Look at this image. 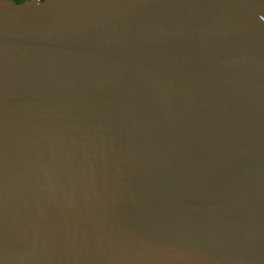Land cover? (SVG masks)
<instances>
[{
    "label": "water",
    "instance_id": "water-1",
    "mask_svg": "<svg viewBox=\"0 0 264 264\" xmlns=\"http://www.w3.org/2000/svg\"><path fill=\"white\" fill-rule=\"evenodd\" d=\"M0 264H264V0H0Z\"/></svg>",
    "mask_w": 264,
    "mask_h": 264
},
{
    "label": "trees",
    "instance_id": "trees-1",
    "mask_svg": "<svg viewBox=\"0 0 264 264\" xmlns=\"http://www.w3.org/2000/svg\"><path fill=\"white\" fill-rule=\"evenodd\" d=\"M12 1L15 2V3H21V2H23L25 0H12Z\"/></svg>",
    "mask_w": 264,
    "mask_h": 264
}]
</instances>
